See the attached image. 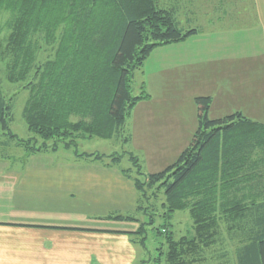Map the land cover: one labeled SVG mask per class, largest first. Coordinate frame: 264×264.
<instances>
[{"label": "trees", "instance_id": "trees-1", "mask_svg": "<svg viewBox=\"0 0 264 264\" xmlns=\"http://www.w3.org/2000/svg\"><path fill=\"white\" fill-rule=\"evenodd\" d=\"M172 1L0 0V137H8L0 145L36 154L81 139L130 142L128 118L150 98L133 94L135 71L157 48L200 33L193 24L201 15L185 12L190 1ZM4 82L27 91L23 116L34 139L10 131L15 95L7 96ZM195 104L198 128L175 163L145 176L133 156L134 168L122 170L139 193V211L164 190V222L155 230L167 248L155 262L264 264V123L241 112L210 119V97ZM179 211L189 214L191 231L178 239L172 220ZM143 226L129 234L146 250Z\"/></svg>", "mask_w": 264, "mask_h": 264}, {"label": "rangeland", "instance_id": "rangeland-1", "mask_svg": "<svg viewBox=\"0 0 264 264\" xmlns=\"http://www.w3.org/2000/svg\"><path fill=\"white\" fill-rule=\"evenodd\" d=\"M215 1L219 12L215 16L209 12L211 16L207 19L199 16L195 23L198 27L194 26L200 32L198 35L185 42L157 48L143 67L135 71L133 94L148 95L150 98L139 103L128 118L126 135L132 136L130 142L116 137L109 140L81 139L77 146L69 149L61 146L57 151L71 153L73 156L103 155L104 158L100 160L108 162H113L114 157H121L119 164L115 165L120 170L133 169L131 158L135 156L140 160L145 176L165 170L176 162L196 132L198 111L194 98L210 93L214 80L212 71L221 70L220 63L223 60L234 59L225 65L234 68L233 72L240 84V95L236 96L238 100H234L235 102L221 100L210 113V119L220 115L223 118L241 108L242 113H247L252 118L257 117L264 123V47L260 45V32L254 26L252 4L250 0H235L236 3L229 0ZM232 8L235 10L232 11ZM224 11L230 13V20H225L226 17L221 19ZM198 36L205 38L196 40ZM227 38L228 41H240L241 45L237 48L235 45L222 46ZM3 85L8 97L15 95V119L9 126L10 131L22 140L34 139L35 135L28 130L23 116L28 99L27 91L19 85L11 86L5 82ZM247 100H254L256 104L249 106ZM251 109H254L253 113ZM0 138L2 142L8 140L7 136ZM21 152L25 151L14 142L0 145V155L15 156V153ZM145 176H140V179H145ZM163 191L161 190L158 198L152 197L144 203L145 212L139 211L137 206L130 207L132 203L127 201L124 206L127 209L117 213L139 221L134 224L123 223L128 227L135 226L134 229H139L141 224L144 225L147 249L143 258L148 264H157L155 260L160 254L159 249L164 247L162 244L165 237L158 235L155 230L164 222ZM85 218H88L87 214ZM100 223L105 226L120 225L116 221ZM172 224L176 238L190 234L191 219L187 212H176ZM164 248L166 250L167 247ZM160 264L167 263L162 261Z\"/></svg>", "mask_w": 264, "mask_h": 264}, {"label": "crops", "instance_id": "crops-1", "mask_svg": "<svg viewBox=\"0 0 264 264\" xmlns=\"http://www.w3.org/2000/svg\"><path fill=\"white\" fill-rule=\"evenodd\" d=\"M189 1L185 9L189 14L207 19L209 12L214 16L219 12L215 0ZM177 2L173 0L171 5ZM250 2L254 26L264 47V0ZM229 16L224 11L221 19L230 20ZM204 38L198 36L196 40ZM231 45L237 48L241 43L227 38L222 44ZM232 60H223L222 69L212 71L213 88L204 96L212 99L209 118L221 100L235 102L240 95L234 68L225 65ZM247 103L256 104L254 100ZM237 112L242 113V109ZM247 117L259 121L257 117ZM15 154L0 155V264H148L143 258L145 249L129 234L138 228L123 224L137 222L109 218L123 215L117 213L127 209V201L132 203L130 207L137 206L139 201L132 180L122 170L87 155L80 158L60 151ZM106 221L120 225L100 223Z\"/></svg>", "mask_w": 264, "mask_h": 264}]
</instances>
